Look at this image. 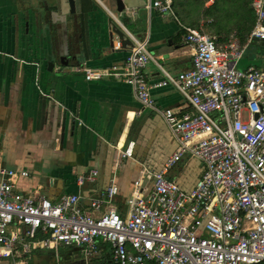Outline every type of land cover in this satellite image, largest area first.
<instances>
[{"label":"built area","instance_id":"1","mask_svg":"<svg viewBox=\"0 0 264 264\" xmlns=\"http://www.w3.org/2000/svg\"><path fill=\"white\" fill-rule=\"evenodd\" d=\"M144 1L146 10L176 17L172 0ZM252 7L255 24L245 45L236 39L218 45L207 33L182 25L193 48L191 66L173 75L158 65L163 77L152 84L144 72L150 60L156 63L147 37L129 34L123 70L77 67L87 80L112 77L130 85L141 106L164 119L176 148L161 170H141L121 209L112 179L90 200L96 215L81 208L77 194L53 202L16 191L15 182L28 171L0 166V258L15 255L18 244L24 251H57L60 243L90 256L105 242L116 264H264V69L238 67L246 45L264 40V0H252ZM166 85L182 94L188 110L156 104L151 88ZM120 154L131 156V146ZM184 158L203 165L189 190L167 177Z\"/></svg>","mask_w":264,"mask_h":264},{"label":"crops","instance_id":"2","mask_svg":"<svg viewBox=\"0 0 264 264\" xmlns=\"http://www.w3.org/2000/svg\"><path fill=\"white\" fill-rule=\"evenodd\" d=\"M122 1L125 9L117 13L115 0H91L87 9L76 0L72 14L67 0H0V166L28 171L15 182L16 191L53 202L77 194L81 208L96 215L90 200L114 179L121 209L141 170H161L175 150L164 119L142 107L130 85L112 77L87 80L77 70H123L129 48L114 47L115 38L109 45L110 19L126 36L148 38L156 61L144 69L150 84L163 77L158 65L173 75L191 66L193 48L178 18L146 10L144 0ZM248 65L264 69V41L244 50L238 67ZM151 94L161 108L189 109L172 85L151 88ZM130 146L132 155L122 157ZM202 169L199 160L184 158L168 176L192 187ZM93 170V179L77 182ZM46 249L24 251L18 244L9 264H77L78 256L85 264L79 247Z\"/></svg>","mask_w":264,"mask_h":264},{"label":"trees","instance_id":"3","mask_svg":"<svg viewBox=\"0 0 264 264\" xmlns=\"http://www.w3.org/2000/svg\"><path fill=\"white\" fill-rule=\"evenodd\" d=\"M85 1V9L91 0ZM173 0L172 6L176 18L182 25L197 28L215 39L218 45H226L236 39L241 45L247 43L249 34L255 24V13L252 0ZM180 33H185L181 28ZM264 41V40H262ZM251 40L246 49L255 45ZM180 163V162H179ZM167 177L168 172H167ZM181 188L189 190L180 181L176 180ZM99 259L101 264H113L110 245L100 244ZM145 264H152L146 262Z\"/></svg>","mask_w":264,"mask_h":264},{"label":"water","instance_id":"4","mask_svg":"<svg viewBox=\"0 0 264 264\" xmlns=\"http://www.w3.org/2000/svg\"><path fill=\"white\" fill-rule=\"evenodd\" d=\"M69 5V10L72 14L77 13L76 0H67ZM117 13L122 12L125 9V5L122 0H115ZM121 15V14H120ZM114 38L120 43L121 48H130L132 45L131 40L125 35V32L116 24L112 19L109 20V45L113 46ZM53 62H49L52 65ZM85 263V262H84Z\"/></svg>","mask_w":264,"mask_h":264},{"label":"rangeland","instance_id":"5","mask_svg":"<svg viewBox=\"0 0 264 264\" xmlns=\"http://www.w3.org/2000/svg\"><path fill=\"white\" fill-rule=\"evenodd\" d=\"M40 238L41 237H37L36 240H38ZM58 247H61L63 250H71V248L74 247V246H67V245H64L63 243H60ZM37 249H40V248H37ZM80 255L83 256L82 254H80ZM26 256H28V259H34L33 254H30L29 253ZM98 257H99V254L98 253H95V254L90 255V256H85L84 257L85 264H101V261H100V259ZM12 260H13L12 257H10V258H0V262H2V264H9V263L12 262Z\"/></svg>","mask_w":264,"mask_h":264},{"label":"flooded vegetation","instance_id":"6","mask_svg":"<svg viewBox=\"0 0 264 264\" xmlns=\"http://www.w3.org/2000/svg\"><path fill=\"white\" fill-rule=\"evenodd\" d=\"M76 263H77V264H83L82 261H81V259H79V256H78V260H77Z\"/></svg>","mask_w":264,"mask_h":264}]
</instances>
